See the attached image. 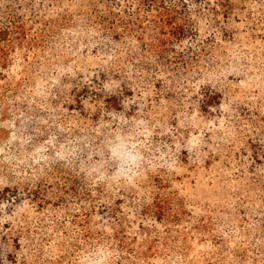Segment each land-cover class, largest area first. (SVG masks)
<instances>
[{
  "label": "trees",
  "instance_id": "1",
  "mask_svg": "<svg viewBox=\"0 0 264 264\" xmlns=\"http://www.w3.org/2000/svg\"><path fill=\"white\" fill-rule=\"evenodd\" d=\"M16 51L0 264H264V0H0Z\"/></svg>",
  "mask_w": 264,
  "mask_h": 264
},
{
  "label": "rangeland",
  "instance_id": "2",
  "mask_svg": "<svg viewBox=\"0 0 264 264\" xmlns=\"http://www.w3.org/2000/svg\"><path fill=\"white\" fill-rule=\"evenodd\" d=\"M240 16H242L241 13ZM27 55H29V52H27ZM10 58L11 59L8 63L9 66L6 68L4 76L0 78V170L4 169V164L6 162L12 161L13 157H9L11 156L12 151H17L16 149H13L15 146L14 137L16 135L15 114L11 110L13 103L9 100V97H6V95L10 94L13 89L17 87V81H20L25 76V64H27L24 53H21L20 51L12 53ZM48 121L54 123L52 116ZM48 121L38 123L39 125L33 123V126L25 124L23 126L24 130L22 129V136L26 139H23L24 141H22V144H19V149L24 148L25 145L26 150L33 146L32 155L38 156L34 149L37 148L36 146L37 143L40 142V139L47 136L43 129L46 128L44 127V123L46 124ZM41 160L40 157V161ZM184 184L187 187V191L192 194L197 192V195L202 196L205 192L203 187L198 183L194 184V182L185 181ZM203 186L206 188L205 185ZM14 228L16 229L18 226L15 225ZM84 264L87 263L85 262Z\"/></svg>",
  "mask_w": 264,
  "mask_h": 264
}]
</instances>
